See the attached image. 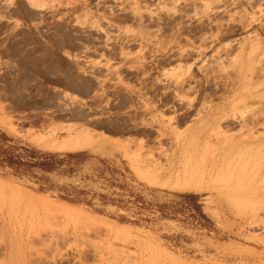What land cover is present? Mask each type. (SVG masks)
<instances>
[{
  "label": "rangeland",
  "instance_id": "obj_1",
  "mask_svg": "<svg viewBox=\"0 0 264 264\" xmlns=\"http://www.w3.org/2000/svg\"><path fill=\"white\" fill-rule=\"evenodd\" d=\"M257 34L246 82L250 46L232 59ZM246 85L264 92V0H0V263L8 229L18 264H264V208L176 186L215 107L204 180L250 147L230 181L264 193V94L236 102ZM84 129L104 135L63 149Z\"/></svg>",
  "mask_w": 264,
  "mask_h": 264
},
{
  "label": "bare ground",
  "instance_id": "obj_2",
  "mask_svg": "<svg viewBox=\"0 0 264 264\" xmlns=\"http://www.w3.org/2000/svg\"><path fill=\"white\" fill-rule=\"evenodd\" d=\"M261 43L262 41L259 38L258 34L255 35L252 39L250 38L243 39L240 43L237 53L235 54V56H233L232 71L235 73L234 70L235 65L239 63L240 60L242 59L248 45L250 46L251 48L250 49L251 56L249 57L250 62H249V66L246 68V73L243 79L244 81L246 80V82H248L252 78V74L256 70V66L254 65L256 58L253 59L252 55L256 54L261 49ZM258 54L259 52L257 53V55ZM259 60L261 59L259 58ZM235 83H236V77L234 76L233 79L231 80L229 90L233 89ZM256 88L257 87L246 85L243 88V90L240 91V96L236 97L235 101L238 102L239 100L242 99L243 96H245V99L252 96L261 97L262 94H264V92H262L261 90H257ZM256 91H261V93H256ZM239 102H243V100ZM224 115L225 113L223 109L213 107L211 108V111L208 112L207 116L201 117L200 120H198L195 123V125H197L196 127L194 126L189 129L190 134H195L196 136H194L193 138V141H195V143L190 140L188 144L191 146H195V144H197V146H195V149L193 150H189V151L184 150L183 155L186 161L183 162L182 164V169H181L182 172L179 176V180L177 181L176 186H178L182 190H196V191H202L207 188H213L217 190L226 189V191L228 190L227 193H229L228 196L230 201L235 206L237 207L247 206L253 212L257 213L258 210L264 208V193H261L256 188L252 191H247L246 187H241L240 184L233 183L232 181H230L236 177L232 175V172H238L237 177L239 178V172L243 169V168L238 169L240 167H236L238 166L237 164L233 165V162L235 161L239 162L240 159L242 160L243 158L251 157V151L249 149L250 147L244 152H239L236 159H231L230 161L231 165H227L223 169L224 174L217 175L214 177L210 176L209 177L210 179L208 181L204 180L205 170L203 164H200L201 163L200 161L194 160L195 158H197V156L200 155L197 154L199 153L198 145L200 146L207 145L208 142L212 140L210 139L212 136L215 135V140H216L215 142L221 143V138L219 139V137H217L218 134L217 130L215 131V129H212L209 135L207 136H205L204 131L207 129L205 127H212L213 125H217L218 122H220L219 120L223 118ZM102 135H104V133L101 134L99 131L98 134L96 133L94 134L93 132L87 129L81 130L77 132L75 135L69 137V139L64 142L63 149H70L76 151L79 149L90 148L96 143L98 138L101 137ZM258 140L259 139L255 138L251 142H256ZM185 153L187 154V156L185 155ZM252 155L255 156V153H253ZM1 233L4 236L3 241H5L3 244L4 245L3 248L5 249L6 259H4L0 264H18L17 262H18L19 252H18L17 243L15 241V236L13 235V233H10L8 229H2Z\"/></svg>",
  "mask_w": 264,
  "mask_h": 264
}]
</instances>
